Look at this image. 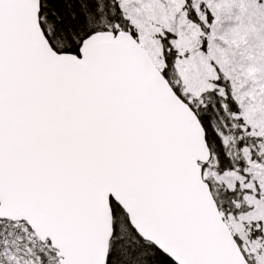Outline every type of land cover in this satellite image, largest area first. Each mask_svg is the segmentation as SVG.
<instances>
[{
	"label": "snow or ice",
	"instance_id": "6c2138e0",
	"mask_svg": "<svg viewBox=\"0 0 264 264\" xmlns=\"http://www.w3.org/2000/svg\"><path fill=\"white\" fill-rule=\"evenodd\" d=\"M0 264H264V0H0Z\"/></svg>",
	"mask_w": 264,
	"mask_h": 264
}]
</instances>
